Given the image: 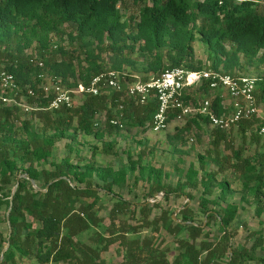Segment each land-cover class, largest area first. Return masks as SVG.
<instances>
[{"label": "trees", "instance_id": "trees-1", "mask_svg": "<svg viewBox=\"0 0 264 264\" xmlns=\"http://www.w3.org/2000/svg\"><path fill=\"white\" fill-rule=\"evenodd\" d=\"M123 1L0 0V68L13 74L21 87L27 84L31 74L40 73L39 62H42L43 68L48 66L50 74L67 87H74L78 83L88 85L95 75L104 71L97 62L100 57L94 54V49H101L105 38L110 40L107 48L119 50V53L127 45L125 28L129 22L121 20L119 11ZM133 2L141 4L138 21L134 24L136 34L133 36L143 38L144 48L153 50V67L146 70L153 71L154 75L183 65L191 71H218L222 66L225 72L235 75V67H241L239 54L246 65L264 60V0ZM195 33L206 46L207 66L201 62H187L193 54ZM51 34L60 38L67 35L70 49H65L60 43L53 48ZM33 43L36 44V61L24 54V50ZM165 48L167 66H161V50ZM260 50L262 53L258 56ZM57 54L60 58H57ZM81 54L83 58H80ZM114 66L119 69L120 63ZM126 79L130 78L126 76ZM30 86L37 95L28 101L37 103L38 109L25 114L17 106L0 103V210L7 212L17 176L28 177L18 180L11 201L8 233L6 240L0 243L1 249L7 243L8 247L0 264H17V258L27 257L33 260V264H100L101 253L107 251L113 242L111 236L105 234V229L104 232L93 231L94 226L102 227L96 206L103 201V197L111 201L112 218L128 211L132 214L137 212L140 219L142 215H147L152 206L160 203H134L115 192V187L122 189L130 178L134 179L133 186L145 183L150 197L162 194L165 201L181 196L192 199L187 190L199 186L204 195L209 194L212 187H218L221 191L213 202L217 208L209 210L206 198L200 201V212L205 216L207 226L211 223L218 225L217 239H211L204 232L203 220L198 222L188 214L189 209L184 205L178 221L169 214L167 222L161 225L178 238V253L169 260L150 250L148 257L140 264H222L224 259L226 264H264V239L259 230L248 234L253 239L249 248L233 245L229 226L235 218L237 207L227 204L222 208L218 204V200H224L230 191V184L226 180H215L214 172L205 174L206 178L198 182L197 171L189 168L184 179H179L174 185H165L161 169L143 165L139 157L133 160L129 153L126 155L127 163H122L117 169L91 163H73L68 156L51 162L50 168H39L42 162H47L51 157L55 140L68 138L73 141L79 134L102 141L100 148H93L92 156L97 153L118 156L117 152H112L115 142L103 141L105 134L111 135L119 128L110 120L118 119L126 128L144 127L153 120L157 110L156 98L150 97L145 104H135L133 100L125 98L122 102L124 107L119 110V94L103 90L100 95H83L80 104L72 109L50 111L46 109L48 98L42 89L32 84ZM201 90L205 95L209 94L207 82L203 83ZM190 96L184 95L183 103ZM255 98L257 105L264 106V73L256 78ZM222 100L220 94H215L211 110L216 116L227 111ZM99 112H104L105 120L98 126L96 116ZM180 113L179 109L169 111L168 119ZM190 122L202 128V124H209V118L205 114H196L186 122V129ZM257 122L256 117L244 119L239 121L237 128L241 136L250 134L248 140L262 148L259 154L245 155L241 147L233 146L226 131L219 128H212L211 141L215 148L222 142L229 150V154L219 153L223 163L218 170L226 166L237 174L241 189L256 204L255 216L260 217L264 214V137L254 128ZM69 131H72L71 134H67ZM198 160L203 168V157L199 156ZM135 171L137 174L134 177ZM29 179L34 181L36 188ZM94 179L102 184L95 183ZM4 221H7L6 214ZM85 232L95 234L89 243L81 241ZM183 232L187 233L186 236ZM201 236L207 239L203 240ZM119 244L125 243L120 241ZM127 245L129 247L123 250L124 260L120 264H135L136 252L141 249V244L137 237L130 236Z\"/></svg>", "mask_w": 264, "mask_h": 264}, {"label": "rangeland", "instance_id": "rangeland-1", "mask_svg": "<svg viewBox=\"0 0 264 264\" xmlns=\"http://www.w3.org/2000/svg\"><path fill=\"white\" fill-rule=\"evenodd\" d=\"M140 5V3L133 2V0H124L119 5L121 20L129 22V26L125 28V34L127 36L125 41L127 45L121 53L117 52L119 50L107 48V45L110 43L108 38H105L101 45L103 49H94V54L100 57L97 58V62L102 65L104 70H119L131 79H127L128 82L137 80L145 81L155 76L153 71L146 70V68L150 69L153 67V50L148 51L144 48L145 42L143 38L133 36L136 34L134 24L138 21ZM195 36L196 39L192 43L193 54L191 59L187 62L191 60L193 64L201 62L203 65L207 66L209 60L207 58L206 46L199 40L198 34L195 33ZM50 39L53 48H56L57 43H60L65 49H70L67 35L64 34L60 38L55 34H51ZM96 44L97 41L93 43L94 46H96ZM35 45L36 44L33 43L29 48L24 50V54L30 55L34 61H36L37 58ZM226 49L228 50L229 47H226ZM165 50L166 48L161 50V66L167 64ZM261 53L262 50L258 52V56H260ZM56 56L60 58L58 54ZM80 58H83V54L80 55ZM239 62L241 63V67H235L233 71L235 75H245L256 79L259 74L264 73V60L261 62L257 61L253 65H246L243 63L242 55L239 54ZM39 63L37 66L40 68V73L31 74L26 85L30 87L32 84L35 85V87L44 86L49 88L51 86L50 79H53L54 76L50 74L48 66H44L43 68V64L40 66ZM115 63H120L119 69L115 68ZM84 64V61H82V65ZM183 67L186 68L185 65H183ZM218 71L227 73L222 69V66L218 68ZM37 74L41 76L37 78ZM210 94L205 95L201 88H194L191 91L190 99L184 102V104L195 107L198 102ZM213 94H220L224 106H228V99L223 91L216 90ZM80 101L81 99H78V101L76 100V104L79 105ZM259 109H262L261 114H264V106H259ZM25 114H29V112ZM195 116L196 113L192 112L180 113L168 119L167 127L160 132H153L145 125L140 128H126L122 126L111 135L105 134L103 141L113 140L115 144L113 145L112 152H117L118 156L105 155L103 153H97L92 156L93 148H100L102 141L85 134H79L76 140L73 141L68 138L55 140L51 151V157L47 162H42L39 168H50L51 162H58L63 157L68 156L73 163H79L81 165L91 163L95 166H111L117 169L122 163H127L126 155L129 153L133 160L139 157L143 165H151L157 169H161L162 181L165 185H174L179 179H184V175L189 168H193L197 171L198 176L196 179L198 182L201 178H206L205 174L214 172L215 180H226L230 184V191L225 196L224 200H218V204L222 208H225L227 204H234L237 207L235 218L229 226V232L233 236V245L235 247L238 245L240 247L249 248L253 242V239L248 236L250 232L259 230L264 239V214L260 217L255 216L254 210L256 204L252 202L251 197L241 189V185L236 177L237 174H233L226 166L218 170L220 164L223 163V159L220 157L219 153L229 154V150L225 149L222 142L217 148L212 145L211 134L213 127L206 123L202 124V128H198L194 123L190 122L188 123L189 125H187V129L185 128L186 122H189V119ZM104 120V112H99L96 116L97 125H102ZM37 121V119L34 120L35 123H37ZM71 132L72 131H69L67 134H71ZM225 134L227 138L232 141L233 146H235V148L238 146L241 147L243 153L247 156H253L255 152L259 154L262 151L261 147L258 148L255 143L248 140L250 134L241 136V132L237 127H231ZM199 156L203 157V168L200 166L198 160ZM136 174L137 171H135L134 177ZM133 181L134 179L130 178L129 182L122 189L115 187V192H119L121 196L134 203L145 201L149 205L157 202L160 203L156 206H152L147 215L144 216L146 220H143V215V218L141 217L138 219L140 216L137 212L136 214H132L128 211L119 213L117 217L112 218L110 215L112 206L111 201L108 197H103V201H100L96 206V208H98L97 216L100 219L102 227L98 228L94 226L93 231L97 230L98 232H104L105 229V234L111 236L113 242L110 244L107 251L101 253L102 261L100 264L122 263L124 260L123 250L128 246L127 241L130 236L134 238L137 237L139 244H141V249H138L136 252L135 264H140L146 259L150 250L157 252L161 258L166 257L172 260V257L178 253V238L174 234L163 229L161 225L167 222V216H169V214L171 217L174 215L176 218L174 220L178 221L180 210L183 209L184 205H186V209H189L188 214H191L198 222L203 220L204 232H207L211 239L218 238V225L216 223H211L207 226L205 216L200 212V201L202 198L208 199L209 203L207 208L209 210H212L211 208H217L213 202L216 201V198L221 193L218 187H212L211 192L204 195L202 188L199 186L196 189L187 190V193L192 196V199L181 196L171 197L169 200L165 201L162 198V194H156L154 197H150L147 193V185L145 183L133 186ZM94 182L102 184L101 181L96 179H94ZM4 214H6L5 210H0V243L6 240V235L8 233V224L4 221ZM183 234L186 236L187 233L183 232ZM94 236L95 234L92 232H85L81 236V241L83 243H89ZM200 238L203 240L207 239L205 236H201ZM120 241H123L125 244L120 245ZM5 246L6 244L4 247ZM3 248H0V253ZM259 253L261 254L260 251ZM16 262L17 264H33V260L28 257L17 258ZM128 262L129 261H127V263ZM222 264H226L225 259ZM249 264L254 263L251 262Z\"/></svg>", "mask_w": 264, "mask_h": 264}, {"label": "built area", "instance_id": "built-area-1", "mask_svg": "<svg viewBox=\"0 0 264 264\" xmlns=\"http://www.w3.org/2000/svg\"><path fill=\"white\" fill-rule=\"evenodd\" d=\"M42 66V63H39ZM41 75H39L40 77ZM51 80L49 88L39 86L44 96L48 98L46 109L50 111L61 108L72 109L76 100L83 95H100L103 90H110L119 94L118 109L122 110L123 99L128 98L135 104H145L150 97L156 98L157 110L151 123L146 127L153 132L163 131L168 125V113L173 110H181V113L192 112L208 115L209 125L229 131L231 127H237L239 121L256 117L259 122L255 125L258 134L264 136V114L256 103L255 86L256 79L245 75H233L229 73L200 70L191 71L183 66L173 67L169 70L142 81L128 82L124 73L107 69L95 75L88 85L78 83L74 87H67L58 78ZM207 82L208 92L212 93L200 102L197 106L191 107L183 103L184 95H191L194 88L200 89L203 83ZM221 90L228 99L227 111L216 116L211 108L214 99V92ZM36 92L27 85L21 87L16 82L13 74L0 68V103L5 106H17L24 112H31L38 109L37 103H29V99L36 97ZM113 125L122 127L118 119L110 120ZM259 126V128L257 127Z\"/></svg>", "mask_w": 264, "mask_h": 264}, {"label": "water", "instance_id": "water-1", "mask_svg": "<svg viewBox=\"0 0 264 264\" xmlns=\"http://www.w3.org/2000/svg\"><path fill=\"white\" fill-rule=\"evenodd\" d=\"M21 177L28 178L26 175H19V176H17V178H16V183H15V185L13 186V188H12V190H11L10 197H9L10 204H9V207H8V209H7V212H6V220H7L6 222H7V224H8V214H9V211H10V209H11V201H12L13 195H14V193H15V191H16V188H17V185H18V180H19ZM29 180H30L31 184L33 185V187L36 188V185H35L34 181H33L32 179H29ZM172 218H173V219H176V218L174 217V215H172ZM7 247H8V243L6 244V246L3 248V250H2L1 253H0V262H1L2 259H3V253H4V251L7 249ZM229 253L231 254V250L229 251Z\"/></svg>", "mask_w": 264, "mask_h": 264}]
</instances>
